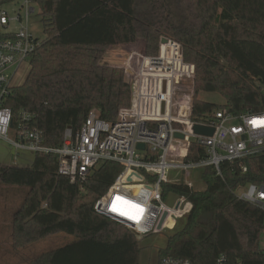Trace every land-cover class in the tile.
Wrapping results in <instances>:
<instances>
[{"label": "trees", "instance_id": "obj_1", "mask_svg": "<svg viewBox=\"0 0 264 264\" xmlns=\"http://www.w3.org/2000/svg\"><path fill=\"white\" fill-rule=\"evenodd\" d=\"M19 0H0V8ZM45 37L30 57V69L15 83L6 101L15 116L31 114L44 133V144L63 145L65 130L76 132L91 110L115 121L131 104L124 70L110 66L108 49L144 41L157 54L161 37L178 41L185 60L196 67L192 118L226 109L234 114L264 109V0H34ZM0 29V37H11ZM218 92L224 103L199 98ZM205 148L192 142L188 161ZM247 166V171H243ZM54 154L37 152L28 166L0 162V184L28 188L13 219L14 246L63 233L70 240L43 252L32 264H141L143 236L95 211L96 200L115 181L123 165L105 161L83 181L59 173ZM198 169L201 188L164 184L169 192L186 193L192 210L158 248V260L171 255L197 264H264V210L239 198L236 189L264 183V152ZM159 260V262H160ZM159 264V263H158Z\"/></svg>", "mask_w": 264, "mask_h": 264}, {"label": "built area", "instance_id": "obj_2", "mask_svg": "<svg viewBox=\"0 0 264 264\" xmlns=\"http://www.w3.org/2000/svg\"><path fill=\"white\" fill-rule=\"evenodd\" d=\"M18 2L21 4L16 16L0 8V29L12 34L0 37V140L11 144L16 152L56 155L59 173L72 182L85 180L105 161L122 164L121 173L95 202L94 209L99 214L142 236L174 229L187 218L192 203L186 193L169 192L168 195L176 194L170 204L164 196V184L198 188L194 171L214 167L222 174L225 161L264 152V109L240 114L221 109L207 114L204 122L193 120L196 67L185 60L182 45L167 37H161L157 54H147L144 48L137 47V41L119 44L126 50L108 61L110 66L124 70L132 92L130 106L121 108L115 121H106L91 110L76 132L66 128L62 146L45 145L43 131L29 121L31 114L22 111L16 122L12 109L6 105L20 66L39 44L29 23L36 11L35 2ZM13 22H18V26L12 28ZM164 38L167 41L162 42ZM196 124L213 128V134L195 132ZM192 142L205 148L204 155L196 161L186 159ZM140 144L145 147L139 148ZM242 168L247 171V166ZM132 174L142 179L129 181ZM242 188L237 196L264 210V183H248ZM159 264L197 263L167 255ZM216 264H229L227 255L219 254Z\"/></svg>", "mask_w": 264, "mask_h": 264}, {"label": "rangeland", "instance_id": "obj_3", "mask_svg": "<svg viewBox=\"0 0 264 264\" xmlns=\"http://www.w3.org/2000/svg\"><path fill=\"white\" fill-rule=\"evenodd\" d=\"M21 2L9 3L3 6V8L9 13L10 16H16L18 8ZM36 11L32 13L30 17V30L34 37L38 39H43L45 37L44 28L42 23V17L39 14L38 6L34 5ZM18 22L12 23V28L18 26ZM134 44V43H133ZM138 44V43H137ZM144 41H140L139 47L141 50L144 48ZM134 45H132L133 47ZM126 50L124 45H115L108 49L105 55V59L109 61L111 58H116V54ZM145 50V48H144ZM30 59H27L19 68L17 76L14 78V83L22 82L27 76L30 69ZM193 86L195 87V81ZM199 98L215 102L224 103V97L218 92L202 91L199 94ZM97 111V110H95ZM14 153V148L10 146L7 142L0 140V161L1 162H11L12 154ZM34 154H27L26 152H21L18 155L19 164L22 166H28L33 161ZM29 159V160H28ZM197 170L194 171V177ZM198 184V188L203 186V183L199 180H195ZM28 188L23 186H11V185H1L0 184V264H32V260L38 257L43 252L49 251L62 243L67 242L72 238V236L58 233L52 234L45 238L38 239L33 242L26 243L22 246H14V226L13 219L15 212L20 207L22 201L24 200L25 194ZM243 188L240 187L236 189V193L240 194ZM176 198L175 193H170L168 195V202L170 204L174 203ZM185 219L179 221L183 223ZM180 224V225H179ZM176 226V227H177ZM175 227V228H176ZM170 230H162L157 233H152L147 236L143 241V248L140 254L141 264H158V248L164 246L167 240V235L170 234ZM261 247L264 248V234L261 239Z\"/></svg>", "mask_w": 264, "mask_h": 264}, {"label": "water", "instance_id": "obj_4", "mask_svg": "<svg viewBox=\"0 0 264 264\" xmlns=\"http://www.w3.org/2000/svg\"><path fill=\"white\" fill-rule=\"evenodd\" d=\"M165 41H167L166 38L162 39V42H165ZM194 99H195V95H194ZM194 130H195V132H197V133L207 134V135H212L213 132H214V129H213V128L205 127V126H203V125H201V124H196V125L194 126ZM180 136H181V135H180ZM181 137H182V136H181ZM138 147L141 148V149H143L145 146H144V144H140ZM133 179H142V177H141V176H137L136 174H132V175L128 178L129 181H132ZM166 215H167V213L164 214V216H163V218H162V220H161V222H160V224H159V227H158L159 229H161L162 223H163V221H164ZM132 231H133V233L136 235V237H137L138 239H141V238L143 237L139 232H137V231H135V230H132Z\"/></svg>", "mask_w": 264, "mask_h": 264}, {"label": "crops", "instance_id": "obj_5", "mask_svg": "<svg viewBox=\"0 0 264 264\" xmlns=\"http://www.w3.org/2000/svg\"><path fill=\"white\" fill-rule=\"evenodd\" d=\"M118 46H119V44H117ZM113 46H115V45H113ZM112 47V46H111ZM6 142V141H5ZM8 143V142H7ZM9 144V143H8ZM10 146H12L11 144H10ZM13 147V146H12ZM14 148V147H13ZM22 152H26V151H22ZM19 153H21V152H16V150H15V148H14V153L11 155L12 156V160H11V162H2V163H5V164H13V165H20L19 164V158H18V155H19ZM27 154H32L33 155V153H31V152H26ZM29 160V159H28ZM1 162V161H0ZM32 163V162H31ZM22 166V165H21Z\"/></svg>", "mask_w": 264, "mask_h": 264}]
</instances>
